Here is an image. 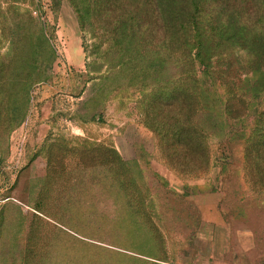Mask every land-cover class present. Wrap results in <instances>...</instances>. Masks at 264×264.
<instances>
[{"label":"rangeland","instance_id":"rangeland-1","mask_svg":"<svg viewBox=\"0 0 264 264\" xmlns=\"http://www.w3.org/2000/svg\"><path fill=\"white\" fill-rule=\"evenodd\" d=\"M88 4L0 0V54L9 51L25 64L12 66L18 71H43L30 87L20 123H14L19 100L10 94L0 106L13 123L0 132V264H264V182L255 172L249 175L243 149L254 109L261 106L253 91V55L227 42L213 49L207 84L244 94L247 105L235 118L201 111L209 164L197 171L175 169L161 157L138 100L151 78L149 63L162 60L171 74L184 66L157 54L167 49L162 39L148 54L104 57L103 19L86 12ZM75 5L86 12L85 29ZM120 60V68L110 66ZM196 71L203 74L201 66ZM7 121H0V130ZM104 143L144 169L150 210L164 234L163 260L130 250L124 232H112L116 207L99 180ZM91 144L97 150L92 176L82 171L90 164L84 151Z\"/></svg>","mask_w":264,"mask_h":264},{"label":"trees","instance_id":"trees-1","mask_svg":"<svg viewBox=\"0 0 264 264\" xmlns=\"http://www.w3.org/2000/svg\"><path fill=\"white\" fill-rule=\"evenodd\" d=\"M87 1L86 12L103 19L104 57L133 51L148 54L153 52L155 40L162 39L167 49L162 47L157 54H165L170 64L184 66L183 71L171 74L164 72L162 60L149 63L151 78L139 89L138 100L142 121L156 134L161 157L175 169L197 171L209 164L208 132L198 120L201 111L211 110L221 119L235 118L245 111L244 94L237 95L227 88L219 92L216 86L211 88L207 84L213 73V49L227 42L253 55L254 80L257 79L253 91L257 97L260 95L261 106L254 109L252 126L243 136V149L249 175L255 172L264 182V0H260L261 8L254 6L257 0ZM75 9L85 29L86 12L82 14L76 5ZM41 42L49 58L51 47L46 38ZM10 56L9 51L0 54V106H5L10 94L12 100H19L21 113L14 121L17 124L28 108L30 87L42 79L43 71H18L12 66L25 64ZM120 65H124L121 60L110 66L118 69ZM197 66L202 67V75L196 71ZM109 73L105 78H110ZM212 82L216 85L215 79ZM1 120H8L2 109ZM11 124L7 121L0 132L8 130ZM91 146L84 151L90 164L82 170L89 171L90 176L95 175L97 153L95 146ZM101 148L99 180L116 207L110 219L112 232L121 229L130 250L163 260L164 234L150 210L144 169L135 159L122 158L110 143L101 144ZM93 264L105 261L100 263L96 259Z\"/></svg>","mask_w":264,"mask_h":264}]
</instances>
